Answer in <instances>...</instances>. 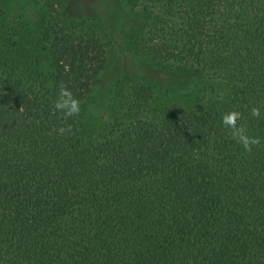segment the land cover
I'll use <instances>...</instances> for the list:
<instances>
[{
    "label": "trees",
    "instance_id": "obj_1",
    "mask_svg": "<svg viewBox=\"0 0 264 264\" xmlns=\"http://www.w3.org/2000/svg\"><path fill=\"white\" fill-rule=\"evenodd\" d=\"M155 1L144 50L207 69L224 95L125 119L91 144L80 113L65 120L53 102L61 84L81 103L94 95L107 53L45 16L53 91L0 54V264H264V0ZM1 22L7 48L22 46ZM153 94L136 86L130 105ZM232 110L261 138L250 153L222 124Z\"/></svg>",
    "mask_w": 264,
    "mask_h": 264
},
{
    "label": "rangeland",
    "instance_id": "obj_2",
    "mask_svg": "<svg viewBox=\"0 0 264 264\" xmlns=\"http://www.w3.org/2000/svg\"><path fill=\"white\" fill-rule=\"evenodd\" d=\"M155 4V0H0L1 24L15 30L12 37L23 43L7 48V37L0 31V54L7 52L17 68L32 76L31 80L53 91L52 38L46 37L49 27L45 16L56 14L54 23L64 28L67 36L78 38L88 32L93 37L98 35L108 61L93 81L97 92L81 103L80 111L91 144L93 138L116 129L125 119L146 113L152 116L172 103L204 108L224 95L226 86L220 78L203 67L154 59L144 50L152 18L158 13ZM136 86L153 90L148 107L130 105V94ZM99 140L102 138L96 142Z\"/></svg>",
    "mask_w": 264,
    "mask_h": 264
},
{
    "label": "clouds",
    "instance_id": "obj_3",
    "mask_svg": "<svg viewBox=\"0 0 264 264\" xmlns=\"http://www.w3.org/2000/svg\"><path fill=\"white\" fill-rule=\"evenodd\" d=\"M53 111L59 112L63 119L78 116L81 111V102L74 96L72 91L65 85L61 84L56 99L53 102ZM250 115L259 118L260 109L253 106L250 110ZM222 124L228 129L230 137L243 147L246 152H251L255 146L261 144V138L252 136L248 133L245 125L239 123L242 119V114L239 111L232 110L222 115ZM71 131V126H61L56 129L59 135H64Z\"/></svg>",
    "mask_w": 264,
    "mask_h": 264
}]
</instances>
